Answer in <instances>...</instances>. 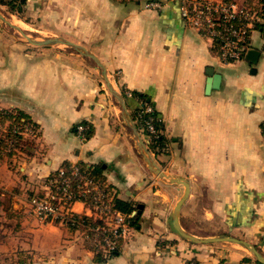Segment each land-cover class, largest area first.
<instances>
[{
	"label": "crops",
	"instance_id": "1",
	"mask_svg": "<svg viewBox=\"0 0 264 264\" xmlns=\"http://www.w3.org/2000/svg\"><path fill=\"white\" fill-rule=\"evenodd\" d=\"M145 1L25 0L20 13L3 4L0 12L24 33L63 37L104 65L156 164L189 182L179 217L185 230L241 238L264 255V6L243 57L223 64L177 2L154 10ZM20 30L0 20V109L27 115L36 130L13 153L0 144V264H262L236 243L181 238L171 217L184 187L150 172L94 62L64 44H31ZM249 49L258 51L254 60ZM142 102L161 120L159 150L136 118ZM65 161L101 165L118 198L135 210L141 204L114 254L30 214L28 198ZM72 209L88 214L83 203Z\"/></svg>",
	"mask_w": 264,
	"mask_h": 264
},
{
	"label": "built area",
	"instance_id": "2",
	"mask_svg": "<svg viewBox=\"0 0 264 264\" xmlns=\"http://www.w3.org/2000/svg\"><path fill=\"white\" fill-rule=\"evenodd\" d=\"M173 1L178 3L181 16L190 27L216 43L223 64L243 57L251 30L263 21L257 8L259 0H146L143 6L161 10ZM125 95L132 93L126 91ZM153 112L150 103L142 102L138 116L147 114L142 129L149 138L158 137ZM86 129L85 125L77 126L79 137H84ZM33 133L26 125L21 132L24 136ZM57 172V177L45 183L42 195L28 198L30 214L42 222L58 223L79 232L96 252L116 251L133 215L114 208L116 190L107 191L103 182L90 176L77 162H70L68 174L62 168ZM75 203L86 204L88 214L75 213L72 209Z\"/></svg>",
	"mask_w": 264,
	"mask_h": 264
},
{
	"label": "water",
	"instance_id": "3",
	"mask_svg": "<svg viewBox=\"0 0 264 264\" xmlns=\"http://www.w3.org/2000/svg\"><path fill=\"white\" fill-rule=\"evenodd\" d=\"M0 20L3 21L4 23H6L7 25L11 26L12 28H16L18 30H20L16 25H13L12 23L9 22V20L0 12ZM21 34L25 37L26 41L34 44V45H53V44H64L67 46H70L71 48L75 49L77 52H79L81 55L90 58L96 68L99 69V71L102 74V78L107 86V88L109 89V91L111 92V94L117 99V101L119 102V106L121 109V112L127 122V124L130 126V128L133 131V136L134 139L136 141L137 147L139 152L142 154L143 159L145 161V163L147 164L150 172L158 177L160 180L165 181V182H169L171 184H180L183 185L184 190H183V194L180 196L179 200L177 201V203L175 204L173 211H172V217H171V221L173 224V227L175 229V231L177 232V234L185 239L188 240L190 242L193 243H202V244H208V243H214V242H231V243H236L239 244L240 246L246 248L254 257L256 260H258L259 262H261L262 264H264V255L255 247V245L249 243L246 240H243L241 238H237L234 236H227V235H216V236H197L194 235L190 232H188L187 230H185L181 224H180V210L181 207L184 203V201L186 200V198L189 195V182L187 179L185 178H181V177H176L173 176L171 174L166 173L165 171H163L154 161L152 155L150 154L148 147L146 146L145 142L143 141V139L141 138L139 132L137 131L124 102V97L120 92H117L113 87L112 84L107 76V72L106 69L104 67V65L97 59V57L91 53L89 50H87L86 48H84L83 46L79 45V44H75L74 42H71L70 40H67L63 37L60 36H56V37H44L42 39H36L34 37L29 36L28 34L24 33L22 30H20ZM263 36H264V28H263ZM258 55V51L255 49H249L247 51V57L250 58L251 60L255 59V56ZM216 81V78L213 79V82ZM141 204L137 205L138 210L133 211V215L136 213H139L140 210L139 208H141Z\"/></svg>",
	"mask_w": 264,
	"mask_h": 264
},
{
	"label": "trees",
	"instance_id": "4",
	"mask_svg": "<svg viewBox=\"0 0 264 264\" xmlns=\"http://www.w3.org/2000/svg\"><path fill=\"white\" fill-rule=\"evenodd\" d=\"M24 1L25 0H0V4L6 5L9 8V10L13 13H20L22 10V5L24 4ZM259 2L264 6V0H259ZM133 95H136L140 99L145 100L144 99L145 97L141 94L135 93ZM139 109L140 108L136 109V118L138 119L139 126L142 127L143 119L147 116V114L144 115L142 118H140V116H138ZM14 112H15L14 110H10V109L9 110L8 109H0V122L2 124L1 126H4V124L6 122H10L7 126V129L9 130L8 132H6L7 129L5 131L0 130V144L4 145V147L7 145L8 139H10V138L12 139V137H14L15 135H16L15 136L16 141H15L14 147H18L19 143H21V145H23V144L28 145L27 142H31L28 140L26 142L22 141L24 138L22 139V137L20 135H18L17 132H15V134L14 133L12 134L10 130H12V128L14 126L17 127V129H21L22 131H23V128L25 125L34 131L36 130L35 122H33L27 115L21 113L20 111H16V113H14ZM152 116L154 117V124L158 130V137L151 136L149 138V146L153 150L154 149L159 150L163 146V141H164V138L160 133L162 123H161V120L158 117V114L156 111L153 112ZM87 130H88V127L86 129V132H87ZM1 135H3V136H1ZM23 142H25V143H23ZM69 165H70V162L65 161L61 164L60 168H62L64 170V172L66 174H68ZM78 165L81 168H83L90 176H92L93 178L103 182V184H105V186H106L105 188L107 191H108V189L111 188V186H109L108 184L105 183V180L101 176V170H102L101 165L89 166V167H85V165H83L81 163H78ZM57 176H58V172H55L52 175H50L49 177H47L46 180H48L49 178L57 177ZM40 195H42V192L36 196H40ZM113 204H114L115 209H117L123 213H127V214H132L136 208L135 204L133 202L125 201V200H122L118 197H115V199L113 200ZM135 217H136L135 214L130 217L129 225L133 224ZM99 253L102 254V252H98V254ZM114 253H115V251H111V252L106 253V255L107 254L112 255Z\"/></svg>",
	"mask_w": 264,
	"mask_h": 264
},
{
	"label": "rangeland",
	"instance_id": "5",
	"mask_svg": "<svg viewBox=\"0 0 264 264\" xmlns=\"http://www.w3.org/2000/svg\"><path fill=\"white\" fill-rule=\"evenodd\" d=\"M17 33H19V36H21V37H23V39H25V37L19 32V31H17ZM29 36H31V37H34L32 34H28ZM14 113H16V112H14ZM10 122H6L5 124H4V126H1L2 124H1V122H0V130H6L7 129V126H8V124H9ZM9 130L7 129L6 130V132H8ZM11 131V133L13 134H15V132H17V134L18 135H20L21 137H22V141H24L25 139H26V136H24L23 134H21V132H22V130L21 129H17V127H13L12 128V130H10ZM5 132V133H6ZM4 133V134H5ZM1 136H3V135H1ZM16 136V135H15ZM15 136L14 137H12V139L10 138V139H8V143H7V145L4 147V152H8V153H13L14 151H16L17 150V147H14V145H15V141H16V138H15ZM30 141L29 139H26V141ZM23 143H25V142H23ZM45 186V185H44ZM43 189H44V187H43ZM35 217V216H34ZM37 219V218H36Z\"/></svg>",
	"mask_w": 264,
	"mask_h": 264
},
{
	"label": "bare ground",
	"instance_id": "6",
	"mask_svg": "<svg viewBox=\"0 0 264 264\" xmlns=\"http://www.w3.org/2000/svg\"><path fill=\"white\" fill-rule=\"evenodd\" d=\"M25 25V24H24Z\"/></svg>",
	"mask_w": 264,
	"mask_h": 264
}]
</instances>
